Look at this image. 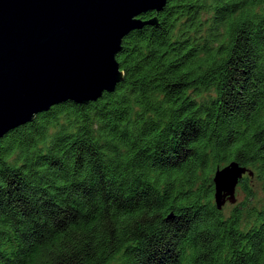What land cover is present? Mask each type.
Returning a JSON list of instances; mask_svg holds the SVG:
<instances>
[{
    "label": "trees",
    "instance_id": "obj_1",
    "mask_svg": "<svg viewBox=\"0 0 264 264\" xmlns=\"http://www.w3.org/2000/svg\"><path fill=\"white\" fill-rule=\"evenodd\" d=\"M140 17L114 91L0 139V264H264V0ZM234 160L253 175L226 215Z\"/></svg>",
    "mask_w": 264,
    "mask_h": 264
},
{
    "label": "water",
    "instance_id": "obj_2",
    "mask_svg": "<svg viewBox=\"0 0 264 264\" xmlns=\"http://www.w3.org/2000/svg\"><path fill=\"white\" fill-rule=\"evenodd\" d=\"M169 0H0V139L52 106L95 101L123 78L116 59L132 30ZM253 172L237 161L214 175L215 203L236 201Z\"/></svg>",
    "mask_w": 264,
    "mask_h": 264
},
{
    "label": "rangeland",
    "instance_id": "obj_3",
    "mask_svg": "<svg viewBox=\"0 0 264 264\" xmlns=\"http://www.w3.org/2000/svg\"><path fill=\"white\" fill-rule=\"evenodd\" d=\"M245 174H247V173H245ZM244 174V175H245ZM241 180V179H240ZM248 180V179H247ZM247 184H246V186H252V188L253 189H255L256 191H257V193L259 194V196L260 195H263L262 193H261V189H260V187H259V183L257 182V181H255L254 179L253 180H251V181H247L246 182ZM244 186H243V184H241L240 183V181H239V183H238V185H237V187H236V201H235V203H231V202H227L226 204H225V206H224V210H225V213H226V215L229 213V211L232 209V207L234 206V205H237L238 203H240L242 200H244L245 199V197H246V191H245V189L243 188ZM251 204H252V200H251Z\"/></svg>",
    "mask_w": 264,
    "mask_h": 264
}]
</instances>
